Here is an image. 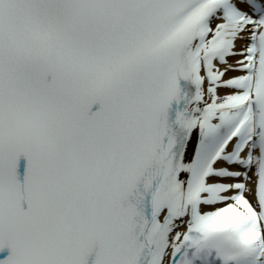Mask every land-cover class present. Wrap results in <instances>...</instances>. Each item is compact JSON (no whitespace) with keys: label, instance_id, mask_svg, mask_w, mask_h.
<instances>
[{"label":"snow or ice","instance_id":"6c2138e0","mask_svg":"<svg viewBox=\"0 0 264 264\" xmlns=\"http://www.w3.org/2000/svg\"><path fill=\"white\" fill-rule=\"evenodd\" d=\"M0 264H264V0H0Z\"/></svg>","mask_w":264,"mask_h":264},{"label":"bare ground","instance_id":"6f19581e","mask_svg":"<svg viewBox=\"0 0 264 264\" xmlns=\"http://www.w3.org/2000/svg\"><path fill=\"white\" fill-rule=\"evenodd\" d=\"M239 44H242V42H239ZM235 73H233V75H234Z\"/></svg>","mask_w":264,"mask_h":264}]
</instances>
